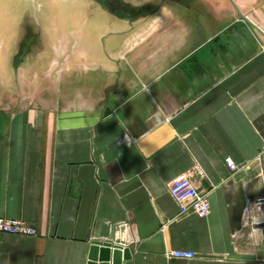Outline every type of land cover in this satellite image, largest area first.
<instances>
[{
    "label": "crops",
    "instance_id": "obj_1",
    "mask_svg": "<svg viewBox=\"0 0 264 264\" xmlns=\"http://www.w3.org/2000/svg\"><path fill=\"white\" fill-rule=\"evenodd\" d=\"M99 29L0 91V216L37 229L0 232V264H88L94 240L128 247L121 264H264V207L244 215L264 194V0ZM182 174L206 216L179 212Z\"/></svg>",
    "mask_w": 264,
    "mask_h": 264
},
{
    "label": "rangeland",
    "instance_id": "obj_2",
    "mask_svg": "<svg viewBox=\"0 0 264 264\" xmlns=\"http://www.w3.org/2000/svg\"><path fill=\"white\" fill-rule=\"evenodd\" d=\"M86 5L79 0H0V91L16 88L12 67L19 58L29 73L60 68V62L54 68L50 64L52 48L64 36L74 38L84 26L94 24L95 14ZM20 52L24 56H18Z\"/></svg>",
    "mask_w": 264,
    "mask_h": 264
},
{
    "label": "water",
    "instance_id": "obj_3",
    "mask_svg": "<svg viewBox=\"0 0 264 264\" xmlns=\"http://www.w3.org/2000/svg\"><path fill=\"white\" fill-rule=\"evenodd\" d=\"M84 1L91 14H95L92 22L83 27L82 33L75 35L74 38H61L58 40L57 47L52 48V58L62 64L66 59L73 42L83 40L87 36H96V31H100L99 27L105 24H147L154 18L161 16L165 7L171 4L173 0H79ZM245 17V16H243ZM97 23V24H95ZM33 35L38 36V33ZM99 36V35H97ZM58 50V51H57ZM25 53L20 52L18 56L22 57ZM22 59L15 61L12 72L15 75L16 88L19 90V76L32 75L35 70L30 73L22 66ZM47 70V69H46ZM130 255L128 247H119L112 245L111 242H102L94 240L91 242L88 253V264H121L123 259H127Z\"/></svg>",
    "mask_w": 264,
    "mask_h": 264
},
{
    "label": "built area",
    "instance_id": "obj_4",
    "mask_svg": "<svg viewBox=\"0 0 264 264\" xmlns=\"http://www.w3.org/2000/svg\"><path fill=\"white\" fill-rule=\"evenodd\" d=\"M225 164L229 169L235 166L230 157L225 158ZM168 191L175 200L179 212H192L199 217L209 213L208 199L201 190L194 184L189 174H182L171 180L168 184ZM264 207V194L248 199L245 207V219L253 220L254 215ZM0 232L21 236H34L37 234L36 227L25 220L0 216ZM168 256L177 259L193 258L194 253L190 250L175 249L168 252Z\"/></svg>",
    "mask_w": 264,
    "mask_h": 264
},
{
    "label": "clouds",
    "instance_id": "obj_5",
    "mask_svg": "<svg viewBox=\"0 0 264 264\" xmlns=\"http://www.w3.org/2000/svg\"><path fill=\"white\" fill-rule=\"evenodd\" d=\"M148 90H149V89H148V86L146 85V86L144 87L143 91L146 93ZM126 139H127V137H126Z\"/></svg>",
    "mask_w": 264,
    "mask_h": 264
}]
</instances>
